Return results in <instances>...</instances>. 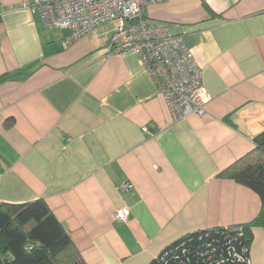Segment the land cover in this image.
Instances as JSON below:
<instances>
[{"label":"crops","instance_id":"crops-1","mask_svg":"<svg viewBox=\"0 0 264 264\" xmlns=\"http://www.w3.org/2000/svg\"><path fill=\"white\" fill-rule=\"evenodd\" d=\"M147 16L191 50L204 116L173 119L139 54L111 51L112 23L65 48L69 31L0 0V203L44 200L87 264H151L262 209L221 174L264 133V0H170ZM252 234L251 264H264V228Z\"/></svg>","mask_w":264,"mask_h":264},{"label":"built area","instance_id":"built-area-1","mask_svg":"<svg viewBox=\"0 0 264 264\" xmlns=\"http://www.w3.org/2000/svg\"><path fill=\"white\" fill-rule=\"evenodd\" d=\"M167 1L170 0H44L34 3L24 0V5L39 12L47 28L70 32L64 42L65 48L103 24L112 23L111 51L139 54L173 119L202 117L210 96L191 50L183 37L171 35L147 16L151 6ZM121 189L130 190L132 186L124 184ZM130 214L129 208H121L114 218L126 223ZM234 230L241 234L243 228L239 226Z\"/></svg>","mask_w":264,"mask_h":264},{"label":"trees","instance_id":"trees-1","mask_svg":"<svg viewBox=\"0 0 264 264\" xmlns=\"http://www.w3.org/2000/svg\"><path fill=\"white\" fill-rule=\"evenodd\" d=\"M9 77L0 78V83ZM256 150L229 167L230 179L259 195L262 209L250 224L188 235L166 248L151 264H250L252 228H264V133ZM0 264H87L71 236L44 200L0 203Z\"/></svg>","mask_w":264,"mask_h":264}]
</instances>
